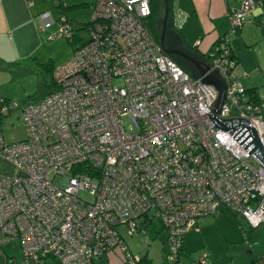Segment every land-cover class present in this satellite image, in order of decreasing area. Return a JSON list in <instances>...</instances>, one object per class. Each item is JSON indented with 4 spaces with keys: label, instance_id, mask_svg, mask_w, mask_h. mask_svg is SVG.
I'll return each mask as SVG.
<instances>
[{
    "label": "built area",
    "instance_id": "obj_1",
    "mask_svg": "<svg viewBox=\"0 0 264 264\" xmlns=\"http://www.w3.org/2000/svg\"><path fill=\"white\" fill-rule=\"evenodd\" d=\"M260 6L241 0L228 11L230 29ZM149 13V0H94L86 39L52 69L56 89L22 109L25 137L6 143L0 131L8 166L0 244L17 238L24 264H111L115 253L120 264H143L122 234L145 235L155 221L166 232L165 264H182V237L206 215L228 211L250 228L264 225V168L206 118L217 90L163 51L145 24ZM57 19L52 37L74 39L65 14ZM218 39L204 55L227 82L213 115L247 119L261 141L264 102L230 76L227 36ZM15 107L0 99V116Z\"/></svg>",
    "mask_w": 264,
    "mask_h": 264
},
{
    "label": "rangeland",
    "instance_id": "obj_2",
    "mask_svg": "<svg viewBox=\"0 0 264 264\" xmlns=\"http://www.w3.org/2000/svg\"><path fill=\"white\" fill-rule=\"evenodd\" d=\"M19 1H22L23 9H18L10 19L11 38L0 42L2 55L15 62L8 65L11 79L5 89L9 98L7 102L16 103L17 107L0 116V131L6 143L25 137L22 109L37 103L49 92L53 67L71 59L74 48L86 39L84 25L91 17L94 2L63 0L66 9L61 12L75 32L71 40L52 37L61 14L54 7L53 0ZM235 3L233 8L238 10L241 0H235ZM170 10L172 12V7ZM162 15L163 3L156 20L158 34L164 30ZM258 22H251L244 16L239 31L235 32L230 29L229 17L225 15L222 34H226L228 45L238 59L230 76L238 78L245 88L255 86L259 100L264 102V26L261 25L264 17L259 16ZM7 171L8 166L0 160V174ZM78 195L88 198L85 192ZM154 223L157 224L156 221ZM196 224L195 230L185 232L182 237L178 252V260L182 264H193L194 260L202 257L211 264H244L251 256H264L263 224L250 228L242 218L228 211L206 215ZM122 238L132 255L145 256L152 264H165L167 247L164 230H160L153 239L149 233L142 235L139 232L130 236L122 234ZM102 257L105 259L106 255ZM120 259L121 256L115 253L109 261L116 264L115 260L119 262ZM11 261L13 264H24L17 238L0 244V264H11ZM49 264L61 263L52 258Z\"/></svg>",
    "mask_w": 264,
    "mask_h": 264
},
{
    "label": "crops",
    "instance_id": "obj_3",
    "mask_svg": "<svg viewBox=\"0 0 264 264\" xmlns=\"http://www.w3.org/2000/svg\"><path fill=\"white\" fill-rule=\"evenodd\" d=\"M235 5V0H170L171 15H166L163 10L162 20L165 21L166 17L170 19L167 34L174 41L177 48L184 53L193 52L195 57H191L200 60V57L202 58L211 49L214 42L223 33L222 22L224 17L229 10L236 7ZM18 9H23L22 1L0 0V42L10 40V19L14 17ZM245 16L251 22L259 23V16L264 17V9L261 6L256 7ZM235 60L237 63L238 59L236 57ZM11 61L2 55L0 50V99H9L5 85L11 79L8 65L15 63ZM249 88L256 89L255 86L246 87V89ZM49 261H52V258L47 257L40 263L29 261L27 264L31 262V264H49ZM115 262L120 264L116 260Z\"/></svg>",
    "mask_w": 264,
    "mask_h": 264
},
{
    "label": "water",
    "instance_id": "obj_4",
    "mask_svg": "<svg viewBox=\"0 0 264 264\" xmlns=\"http://www.w3.org/2000/svg\"><path fill=\"white\" fill-rule=\"evenodd\" d=\"M164 38V30L162 29L159 34V43L162 45ZM166 54L170 52L177 53L184 59L189 61L194 68L197 70V74L201 76L199 82L208 83L214 86L217 90L216 97L208 105L209 111L207 114L209 122L220 131H227L234 140L252 157L254 160L264 168V130L262 140L259 141L255 130L252 125H249L247 119L242 117H231L220 119L213 115L214 113L219 114L220 105L223 102L226 93L227 82L226 78L217 71V67L214 66L209 69V66L201 60L194 59L190 55L180 50H163ZM258 208L262 210L264 216V198L259 204Z\"/></svg>",
    "mask_w": 264,
    "mask_h": 264
},
{
    "label": "trees",
    "instance_id": "obj_5",
    "mask_svg": "<svg viewBox=\"0 0 264 264\" xmlns=\"http://www.w3.org/2000/svg\"><path fill=\"white\" fill-rule=\"evenodd\" d=\"M260 2H261V7H263V9H264V0H260ZM53 3H54V7H56L57 11L60 12V13H62L61 11L64 12V9H66V6H64V4H63V0H53ZM162 3H163L164 12H166V15L170 16L171 15V12H170L171 11L170 10L171 9L170 0H165V1L149 0L150 13H149L148 17L145 20V24H146L147 28L150 30V32L152 33L153 37L157 41H159V34L156 31V20H157V17L159 15V10H160V7H161ZM162 22H163V20H162ZM169 22H170V19H168V17H166V20L164 21V23H165V25H164V33H165V35H164L163 42H162V49L163 50L166 47V40L169 38L168 34H167V27L170 24ZM240 25L234 27V31L235 32L239 31ZM261 25L264 26V23H261ZM218 40L219 39L217 38V40L214 42L213 45H215L218 42ZM229 51H230L229 52V58L231 60H234V64H236L235 56L233 55L230 47H229ZM186 54H188V55H190L192 57H195V55L193 53H191V52H186ZM167 55L172 60H174L173 58H175L176 60H174V61L179 66H181L184 70H186L191 76H193V77L197 76L196 70L194 69V67L189 62H185L182 59H180V58H178L176 56H173V55H169V54H167ZM200 60H202L204 62L207 61L204 56L202 58L200 57ZM185 65H187L189 67H186ZM49 87H50L49 92L54 91L56 89V87L52 83V80H50ZM246 90H247V93L251 96V98L254 101H258V102L260 101L259 98L257 97L256 89L249 88V89H246ZM1 100H3V102H7V99H1ZM160 230L161 229H160V227L157 224L151 223V225L148 228L147 233H149L150 238L153 239ZM141 261L143 262V264L144 263L147 264L148 262H150V260L147 259L145 256H141Z\"/></svg>",
    "mask_w": 264,
    "mask_h": 264
},
{
    "label": "flooded vegetation",
    "instance_id": "obj_6",
    "mask_svg": "<svg viewBox=\"0 0 264 264\" xmlns=\"http://www.w3.org/2000/svg\"><path fill=\"white\" fill-rule=\"evenodd\" d=\"M164 50L172 51V50H180V49L177 48L176 44L174 43V41L172 39L168 38L166 40V47L164 48ZM167 54L176 56L185 62H189L186 59H184L182 56L178 55L177 53L170 52ZM247 254L249 255L250 252H247ZM207 264H211V263L208 262ZM244 264H264V256H260V257L251 256L246 262H244Z\"/></svg>",
    "mask_w": 264,
    "mask_h": 264
}]
</instances>
